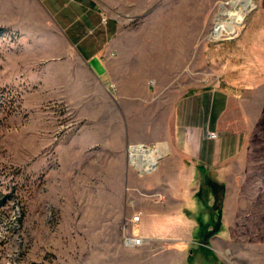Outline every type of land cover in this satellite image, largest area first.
Instances as JSON below:
<instances>
[{
  "label": "rangeland",
  "instance_id": "1",
  "mask_svg": "<svg viewBox=\"0 0 264 264\" xmlns=\"http://www.w3.org/2000/svg\"><path fill=\"white\" fill-rule=\"evenodd\" d=\"M98 1L130 25L155 4L145 25L178 18L186 3ZM243 1L194 0L199 26L186 29L197 37L194 50L167 60L172 88L233 94L224 122L243 133L242 150L220 179L200 186L196 204L169 194L179 189H161L159 207L173 218L139 248H125L123 236L135 212L152 215L157 198L144 185L149 175L127 166L130 144L124 160L113 149L69 146L85 123L63 82L48 74L49 65L62 64L63 52L51 49L74 42L53 9L60 0H39V31L0 28V264H264V0H253L242 25L214 35L228 19L222 12ZM191 207L198 217L182 218Z\"/></svg>",
  "mask_w": 264,
  "mask_h": 264
},
{
  "label": "crops",
  "instance_id": "2",
  "mask_svg": "<svg viewBox=\"0 0 264 264\" xmlns=\"http://www.w3.org/2000/svg\"><path fill=\"white\" fill-rule=\"evenodd\" d=\"M181 5L184 9L176 12L179 19L157 18L148 25L145 19L158 9L157 4L143 13L137 25L109 16L104 11L107 5L98 0H60L57 8L53 6L74 42L60 40V46L51 49L63 52L58 58L62 64L49 65L48 74L53 82H63L65 95L85 123L69 146L113 149L123 160L128 144L163 142L168 148V156L144 183L153 186L157 198L152 215L147 208L144 214L139 211L137 231L146 242L161 229L160 221L173 218L159 207L167 195L161 189H179L169 194L179 199L190 196L196 204L200 186H210L216 174L215 179H220L244 142L243 133L224 122L236 101L231 92L203 88L184 93L171 87L167 60L184 59L193 52L197 37L187 36L186 29L199 26L194 0ZM125 10L135 14L128 6ZM39 16V0H0V28L33 33L40 29ZM96 27L101 29L94 35ZM199 211L183 209L182 218L186 219L183 213L197 218Z\"/></svg>",
  "mask_w": 264,
  "mask_h": 264
},
{
  "label": "built area",
  "instance_id": "3",
  "mask_svg": "<svg viewBox=\"0 0 264 264\" xmlns=\"http://www.w3.org/2000/svg\"><path fill=\"white\" fill-rule=\"evenodd\" d=\"M102 23L106 22L105 16L101 19ZM213 137V133H210ZM164 143L156 144H130L126 148L127 166L134 171L139 177L147 176L154 173L160 162L168 155V148ZM141 213L134 214L129 220V232L123 236L122 245L125 248L142 247L146 239L138 234L137 227L140 223ZM128 229V228H127Z\"/></svg>",
  "mask_w": 264,
  "mask_h": 264
},
{
  "label": "bare ground",
  "instance_id": "4",
  "mask_svg": "<svg viewBox=\"0 0 264 264\" xmlns=\"http://www.w3.org/2000/svg\"><path fill=\"white\" fill-rule=\"evenodd\" d=\"M253 0H244L243 1V8L242 7H232L234 9L233 12H222L223 15H227V20L225 21L224 25H222L218 31L214 32L215 34L218 33H223L226 31L228 28L232 27H239L240 25L243 24L244 20V14L253 8ZM167 150V148H166Z\"/></svg>",
  "mask_w": 264,
  "mask_h": 264
}]
</instances>
